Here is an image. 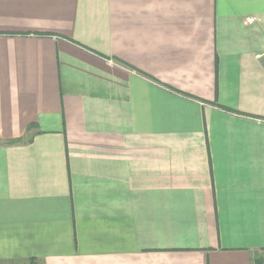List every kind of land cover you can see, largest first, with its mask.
Here are the masks:
<instances>
[{
    "label": "crops",
    "instance_id": "0c3cea01",
    "mask_svg": "<svg viewBox=\"0 0 264 264\" xmlns=\"http://www.w3.org/2000/svg\"><path fill=\"white\" fill-rule=\"evenodd\" d=\"M259 253L264 0H0V264Z\"/></svg>",
    "mask_w": 264,
    "mask_h": 264
},
{
    "label": "trees",
    "instance_id": "16d2710c",
    "mask_svg": "<svg viewBox=\"0 0 264 264\" xmlns=\"http://www.w3.org/2000/svg\"><path fill=\"white\" fill-rule=\"evenodd\" d=\"M27 264H37V261L31 259L27 262ZM253 264H264V255H256L253 259Z\"/></svg>",
    "mask_w": 264,
    "mask_h": 264
},
{
    "label": "rangeland",
    "instance_id": "374dc122",
    "mask_svg": "<svg viewBox=\"0 0 264 264\" xmlns=\"http://www.w3.org/2000/svg\"><path fill=\"white\" fill-rule=\"evenodd\" d=\"M258 255H264V253H259ZM25 264H27V263H25Z\"/></svg>",
    "mask_w": 264,
    "mask_h": 264
},
{
    "label": "built area",
    "instance_id": "2783aa9c",
    "mask_svg": "<svg viewBox=\"0 0 264 264\" xmlns=\"http://www.w3.org/2000/svg\"><path fill=\"white\" fill-rule=\"evenodd\" d=\"M248 23H252V21H248Z\"/></svg>",
    "mask_w": 264,
    "mask_h": 264
}]
</instances>
